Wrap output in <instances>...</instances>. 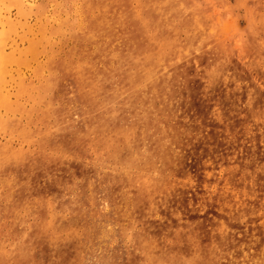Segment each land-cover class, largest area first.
<instances>
[{
    "label": "rangeland",
    "instance_id": "obj_1",
    "mask_svg": "<svg viewBox=\"0 0 264 264\" xmlns=\"http://www.w3.org/2000/svg\"><path fill=\"white\" fill-rule=\"evenodd\" d=\"M0 264H264V0H0Z\"/></svg>",
    "mask_w": 264,
    "mask_h": 264
}]
</instances>
